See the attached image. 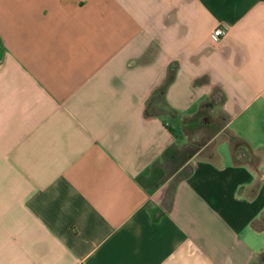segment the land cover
Instances as JSON below:
<instances>
[{
    "label": "crops",
    "instance_id": "1",
    "mask_svg": "<svg viewBox=\"0 0 264 264\" xmlns=\"http://www.w3.org/2000/svg\"><path fill=\"white\" fill-rule=\"evenodd\" d=\"M0 264H264V0H0Z\"/></svg>",
    "mask_w": 264,
    "mask_h": 264
},
{
    "label": "trees",
    "instance_id": "2",
    "mask_svg": "<svg viewBox=\"0 0 264 264\" xmlns=\"http://www.w3.org/2000/svg\"><path fill=\"white\" fill-rule=\"evenodd\" d=\"M176 74V66L172 65L168 72V76L165 82L152 93L146 108L145 115L147 117L150 116H161L165 114H169L172 116H177V110L173 108L166 99V91L167 87L173 82ZM173 133H176V129L171 128ZM204 144V143H203ZM202 144L194 142H188L182 147L170 146L166 149L162 155V159L164 161H171L173 164L172 171L165 178H169L176 172V170L181 167V165L187 161L191 156L196 154ZM230 146L232 147V152L236 160L241 162H248L253 160L254 153L251 147L246 143L244 139L241 137H233L230 141ZM158 162V161H157ZM156 163L153 164L154 169V178H155V166ZM252 225L256 229H262L263 227L260 225L259 220H254Z\"/></svg>",
    "mask_w": 264,
    "mask_h": 264
},
{
    "label": "rangeland",
    "instance_id": "3",
    "mask_svg": "<svg viewBox=\"0 0 264 264\" xmlns=\"http://www.w3.org/2000/svg\"><path fill=\"white\" fill-rule=\"evenodd\" d=\"M174 124L176 125V130L178 131V136H179V142L183 143V142H187V137H186V133L185 131L182 129L181 126V122L178 123L179 121L176 119H173ZM206 121L204 123H202L199 128L196 129H189V135H190V140L189 142H194L196 141V143L203 144L206 139L208 138V132L206 131ZM206 129V130H205ZM204 131L201 133H195V132H199V131ZM209 131H213V127H209ZM233 138V137H232ZM194 139V140H193ZM185 145V144H184ZM223 149L226 150L227 146H223ZM173 164L171 161H164L163 159L158 161L156 166H155V184L158 185V183H160L161 181H163L165 179V177H167V175L172 171V167ZM184 171H186V169H184Z\"/></svg>",
    "mask_w": 264,
    "mask_h": 264
},
{
    "label": "built area",
    "instance_id": "4",
    "mask_svg": "<svg viewBox=\"0 0 264 264\" xmlns=\"http://www.w3.org/2000/svg\"><path fill=\"white\" fill-rule=\"evenodd\" d=\"M225 31H224V28L222 26H218L213 34H212V37L216 40H219L221 38L222 35H224Z\"/></svg>",
    "mask_w": 264,
    "mask_h": 264
}]
</instances>
